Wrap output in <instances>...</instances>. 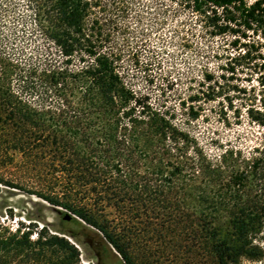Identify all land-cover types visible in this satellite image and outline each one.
<instances>
[{
  "label": "trees",
  "instance_id": "obj_1",
  "mask_svg": "<svg viewBox=\"0 0 264 264\" xmlns=\"http://www.w3.org/2000/svg\"><path fill=\"white\" fill-rule=\"evenodd\" d=\"M189 29L232 37L246 59L249 37L264 38V0H0V165L121 264L264 260V144L191 131L222 78H190L177 103L152 88L150 68ZM249 115L264 129V111ZM0 264L82 260L46 226L3 222Z\"/></svg>",
  "mask_w": 264,
  "mask_h": 264
},
{
  "label": "rangeland",
  "instance_id": "obj_2",
  "mask_svg": "<svg viewBox=\"0 0 264 264\" xmlns=\"http://www.w3.org/2000/svg\"><path fill=\"white\" fill-rule=\"evenodd\" d=\"M249 40V57L235 59L247 48L233 47L232 37H211L199 29L185 30L167 44L162 64L150 68L154 93L171 103H177L190 78L203 72L222 78L216 101L192 123L191 131L204 144L230 143L244 150L264 144V129L249 115L250 111H264V38L253 35ZM247 42L241 40L240 43ZM0 179L3 180L0 183V223L5 222L13 231L18 227L26 230L46 226L77 246L82 264H121L98 231L70 212L30 194L31 183L20 177L15 168L0 165ZM66 214L72 216L70 221L64 220ZM261 236L260 246L264 249V235ZM242 264H264V260Z\"/></svg>",
  "mask_w": 264,
  "mask_h": 264
},
{
  "label": "water",
  "instance_id": "obj_3",
  "mask_svg": "<svg viewBox=\"0 0 264 264\" xmlns=\"http://www.w3.org/2000/svg\"><path fill=\"white\" fill-rule=\"evenodd\" d=\"M71 218H72V216H71L70 214H66V215H64V220H66V221H70ZM69 241H70V240H69Z\"/></svg>",
  "mask_w": 264,
  "mask_h": 264
}]
</instances>
